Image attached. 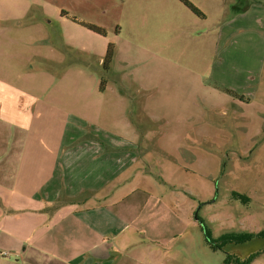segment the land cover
<instances>
[{"label":"crops","instance_id":"obj_1","mask_svg":"<svg viewBox=\"0 0 264 264\" xmlns=\"http://www.w3.org/2000/svg\"><path fill=\"white\" fill-rule=\"evenodd\" d=\"M189 1L200 8L201 0ZM203 2L210 8H226L231 3L238 10L220 21L222 46L218 52L222 60L215 73L239 97L216 91L185 67H178L187 73L179 76L184 80H174L176 64L163 58L164 78L158 80V73L152 71L144 79L136 74L132 81L139 90L160 95L152 94L141 103V111L151 123L167 116L175 121L177 130L165 128L160 135L151 127L141 133L129 117L133 96L121 65L134 52L141 63L154 52L153 40V46L139 41L140 36L121 42L104 91H100L103 72L98 69L109 43L95 42V49L85 50L76 37L79 31L60 36L61 49L31 55L22 73L24 82L0 75V264H161L158 246L147 251L130 240L150 210H136L131 220L126 211L123 220L121 214L113 213L126 200L114 193L112 184L118 182V176L112 172L113 163L139 160L136 148L140 154L153 149L170 160L168 168L175 178L194 174L193 168L207 167L213 160L201 149V141H191L189 121L194 114L202 124L209 111L229 115L227 106L240 122L237 129L242 135L264 133V0ZM81 27L85 33L97 35ZM84 38L96 41L94 36ZM47 40L40 38V42ZM82 80L91 82L90 91L96 98L95 104L83 107L86 113H80L79 106ZM208 96L213 100L206 99ZM204 100L208 102L205 111L199 104ZM162 105H169L166 113H160ZM209 127L215 129L210 124L199 126L195 137L205 136ZM214 158L218 164L219 159ZM164 182L169 185L171 181ZM206 182L201 179L199 184ZM118 224L125 227V235L113 240L111 234L120 230ZM146 228L145 224L144 231Z\"/></svg>","mask_w":264,"mask_h":264},{"label":"rangeland","instance_id":"obj_2","mask_svg":"<svg viewBox=\"0 0 264 264\" xmlns=\"http://www.w3.org/2000/svg\"><path fill=\"white\" fill-rule=\"evenodd\" d=\"M199 5L200 8L195 7L204 14V18L194 15L179 0H0V37L4 39L0 44V75L7 74L12 80L24 82L22 73L29 57L40 51L53 53L58 47L61 49L59 38L63 34L68 37L79 31L76 37L85 50L95 49V42H102L113 44L115 52L122 41L140 36L139 41L146 40L152 46L155 41V56L150 53L139 63L134 52L121 65L131 85L129 93L137 102H145L153 92L139 90L132 80L136 74L144 79L152 71L158 73V80L164 78L163 58L166 57L176 64L172 74L174 80H184L179 76L187 73L180 72L178 67H185L200 75L211 88L233 96L227 92L233 91L222 84L215 71L222 60L218 52V47L222 46L220 21L229 19L238 10L232 8L231 3H227L226 8H210L201 0ZM74 19L100 27L106 36L85 33L80 25L74 27L69 23ZM87 36H94L96 41L84 38ZM40 38L48 40L40 42ZM254 76L257 79L258 72ZM261 78L264 83V74ZM185 80H189L188 77ZM90 85L91 82H81L80 113H86L83 107L87 103L95 104ZM153 95L157 96L156 93ZM206 99L213 100L211 96ZM206 103L205 100L199 103L204 111L208 106ZM133 106L132 109L137 108V105ZM168 107L160 106L163 108L160 113H166ZM227 108L229 115L222 116L218 111L205 112L201 123L213 125L216 130L209 127L202 138L195 137L202 124L197 122L194 114L190 119L191 141H201V149L213 160L207 167L193 168L194 174L175 178L168 168L170 160L159 151L153 152V149L140 154L136 148L135 155H139V160L128 158L113 163L112 172L118 176V182L112 184L114 193L126 199L112 209L113 213L121 214L123 220V212L126 211L131 220L136 210H150L130 240L139 242L147 251V248L158 246L163 256L160 257L163 259L161 264L165 261V264H224L228 257L248 264H264V133L255 137L242 135L237 129L240 122L233 118L230 106ZM163 118L152 125L142 124L156 129L160 135L165 128L178 129L174 128V120L167 116ZM214 157L219 159L218 164H215ZM120 172L122 175L119 176ZM206 175L208 178H203ZM200 178L207 182L199 184ZM165 180L171 181L170 184ZM185 191L192 196L186 195ZM233 192L247 196L249 201L233 199ZM145 224L149 226L147 231H144ZM116 226L121 231L112 232L113 240L125 235V227L121 224ZM206 230L215 239L227 233H250L254 237L243 243H226L214 250L206 243ZM166 256L168 258L165 259Z\"/></svg>","mask_w":264,"mask_h":264},{"label":"trees","instance_id":"obj_3","mask_svg":"<svg viewBox=\"0 0 264 264\" xmlns=\"http://www.w3.org/2000/svg\"><path fill=\"white\" fill-rule=\"evenodd\" d=\"M185 7H187L194 15H196L197 17L200 18H204V14L198 9L196 8L189 0H179ZM74 22H76V20L74 19ZM79 23L81 26H83L84 28L88 29L89 31L103 36H106V33L103 29H101L100 27L90 24V23H85V22H76ZM114 55H115V47L113 44H109L107 47V51H106V55L103 61V65H102V72L103 75L101 77V83H100V91H104V89L106 88L107 82H108V78H109V73L111 70V65L114 59ZM228 93L232 94L235 97H239L237 94H234V92H230L227 91ZM133 104L134 106L137 105V108H135L132 110L130 117H131V121L133 123V125L135 126V128L139 131V132H143V130H145L147 127H144L145 124H142L143 122L148 123V125H152L151 121L149 120V118L142 113L141 111V103L142 101L137 102V100H134L132 98ZM232 198L235 200H241L243 202H247L249 201V198L245 195H241L238 193L233 192L232 193ZM203 223V227L205 226V223ZM205 236H206V243L210 246L211 249H220L222 247V245L226 244V243H243L246 241H249L250 239H252L254 237V234H250V233H227L222 235L220 238L215 239L212 237V235L206 230L205 231ZM248 264V262H244L241 261L237 258H231L228 257L227 260L224 262V264Z\"/></svg>","mask_w":264,"mask_h":264},{"label":"built area","instance_id":"obj_4","mask_svg":"<svg viewBox=\"0 0 264 264\" xmlns=\"http://www.w3.org/2000/svg\"><path fill=\"white\" fill-rule=\"evenodd\" d=\"M3 255H7V253H3Z\"/></svg>","mask_w":264,"mask_h":264}]
</instances>
